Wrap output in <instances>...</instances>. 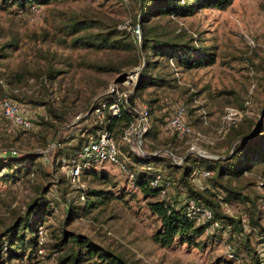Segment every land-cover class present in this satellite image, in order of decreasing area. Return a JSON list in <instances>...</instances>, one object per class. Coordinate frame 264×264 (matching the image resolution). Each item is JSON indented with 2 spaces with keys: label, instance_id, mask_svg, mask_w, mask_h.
Returning a JSON list of instances; mask_svg holds the SVG:
<instances>
[{
  "label": "rangeland",
  "instance_id": "1",
  "mask_svg": "<svg viewBox=\"0 0 264 264\" xmlns=\"http://www.w3.org/2000/svg\"><path fill=\"white\" fill-rule=\"evenodd\" d=\"M13 10V6L0 7V48L10 42L17 45H7L0 52V70L11 76L22 72L24 77L21 82L5 83L19 89L22 96L26 94L48 100L54 109L65 112L70 121L58 130L60 137L67 130H72L75 120L85 117L95 102L116 83L117 77L125 70L118 72L115 68L124 64L131 52L138 53L140 63L127 74L144 66L146 57L138 42L141 33H136V28L132 31L130 26L135 22L138 12L129 0H53L25 12L16 13ZM85 14L111 26L128 28L137 38L134 49L109 51L67 47L73 38L67 33V23L72 17ZM157 20L152 24L165 25L166 19ZM173 20L170 22L171 27L183 26L196 32L202 45L210 48L216 58L209 66L184 70L178 74V85L176 83L174 88L160 90V98L172 109L180 103L186 105L194 129L203 133L206 140H213L212 144L200 142V148L216 156L224 151L222 138H218L215 132L223 108L232 106L242 109V120L238 123L241 124L246 119L257 121L264 105V0H233L222 10L202 9L191 16ZM62 40L66 43H62ZM151 59L152 62L158 61V69L160 66L166 67L163 59L153 56ZM48 67L58 71L54 79L47 77ZM118 85L120 92L133 94L135 90L134 86L131 89V86ZM152 90L158 89L148 87L143 90L144 102ZM194 93L196 95H192ZM249 94L250 104L245 108L243 102ZM19 101L27 105L33 122L44 115L42 105ZM201 107L208 114L207 124L199 116ZM18 131H21V136L13 142L12 138ZM48 134L50 130L41 127L23 132L1 119L0 154L6 152L1 151L6 139L12 141L13 146L18 145V148L20 144L24 150L39 152L38 146L45 142L46 137L50 139L51 134L50 137ZM186 140V137L174 140L165 126L158 141L152 143L149 138L145 140L143 151L146 154V151H151L150 145H154L157 151L151 154H168L176 164H181L183 152L187 153ZM170 150L176 152L177 156ZM31 168L35 172L34 176L20 174V178L15 181L0 179V229L11 222L16 214H21L39 193L53 199L56 209L44 220L47 229L39 227L43 230L42 238L37 232L41 245L37 257L26 249L21 258L4 254L0 264H55L59 253H56L53 244L63 232L86 236L99 246L115 252L129 264H235L227 255L231 247L226 240V232H220L222 239L217 243L206 244L203 234L199 238L205 242L203 245L175 244L161 247L156 244L152 239L157 227L155 217L149 214L141 193L117 164L97 161L96 168L107 173L108 181L92 176H85L79 181L85 185L84 188L108 190L111 197L86 198L84 201L79 198L81 188L70 182L66 169L59 165L53 152L33 162ZM263 170L264 165H259L246 175L252 177L255 183L254 186L249 185L246 191L258 196L261 225H264ZM249 182L248 179L246 184ZM120 189L125 191L122 199L115 197ZM70 205L75 208L72 212ZM229 212L232 216L246 217L240 205L234 204ZM252 245L264 261V241L253 242ZM239 257L242 264L241 253Z\"/></svg>",
  "mask_w": 264,
  "mask_h": 264
},
{
  "label": "trees",
  "instance_id": "2",
  "mask_svg": "<svg viewBox=\"0 0 264 264\" xmlns=\"http://www.w3.org/2000/svg\"><path fill=\"white\" fill-rule=\"evenodd\" d=\"M51 1L53 0H0V7L13 6V11L21 13ZM130 1L138 12L135 22L130 26L132 31L136 26H139L141 38L138 42L146 59L135 90L128 98V103L132 107L145 105L147 108L149 127L142 136V145L145 151V140L149 138L152 143L158 141L165 126L172 133L174 140L175 138L181 140L185 137L171 131L167 125L174 109L179 105H183L185 108L187 124L194 128L190 123L186 105L180 103L173 109L166 103L165 105L160 98V90L176 87L178 85L177 75L184 70L209 66L214 63L216 58L210 48L202 45L196 32L183 26L171 27L170 22L174 21L173 19L191 16L202 9H225L233 0ZM159 18L166 19L165 25L152 24ZM71 19L66 28L67 33L73 38L70 43H67V47H88L109 51L131 50L135 47L137 38L126 27L111 26L87 14ZM157 22L159 23V20ZM61 42L66 43L65 40ZM7 45L17 47L14 42L6 44L5 47ZM5 47L0 48V52L4 51ZM131 53L124 64L121 63L115 68L118 72L122 69L125 70L117 77V83L122 82L126 78L127 72L140 63H138V53ZM152 56L163 59L166 67L161 68L160 66L158 69V61L152 62ZM46 73L48 78L54 79L58 71L53 67H48ZM23 77L22 72L11 76L0 70V80L7 83H19ZM148 87L158 90H152L144 102L142 93ZM15 96L21 101L42 105L45 109L44 115H40L33 122V126L28 129L15 126L11 121L1 116L0 120H4L23 132L31 131L35 127L47 128L50 130L51 137L48 134L50 139L46 137L45 142L38 146L39 152L24 150L19 144V147L23 149L21 150L17 147L18 145L13 146L12 141L6 139L1 148V151L6 152L0 154V179L15 181L20 178V174L34 176L35 172L31 168V164L53 152L59 165L66 171L73 164V160L75 163H79L81 179L85 176H92L108 181L107 173L96 168L98 160L84 159L78 155L89 141L96 139L102 131H109L119 149L118 157L123 164L121 169L141 193L149 214L155 217L157 227L152 234V239L156 244L161 247H170L175 244L203 245L205 242L199 240L203 234L206 236V244L217 243L222 239L220 232H226L228 236L226 240L231 247L227 255L231 261L240 264L239 255L241 253L242 264H264L259 252L252 245L253 242L264 241V225L259 223L258 196L246 191L249 185H255L252 177L246 175L251 173L256 166L264 165V105L257 121L245 118L243 123L238 124V122L231 126L222 138L224 151L217 154V158L183 152L182 163L176 164L173 157L168 154H151L157 151L154 145H150L151 151L142 154L133 151L129 143L123 140L124 131L133 119V113L129 110L121 108L120 114L113 116L104 106L101 108L100 116H97L95 108L100 105L98 100L85 117L75 120L72 130H67L60 137L58 130L70 121L66 118L64 111L54 109L48 100L26 94L22 96L20 93ZM250 97L251 94L245 100V102L249 101L247 105L243 102L245 108L250 104ZM104 98L110 102L113 95L108 94ZM199 109L202 122L207 124L206 110L204 107ZM20 136L21 131H18L12 138L13 142L17 141ZM237 140L240 141L236 142ZM174 145L175 143L172 146ZM11 150L16 153H10ZM170 151L177 156L176 152ZM202 172H208V174L200 177ZM156 175H160V184L152 186L150 181ZM248 179L251 182L246 184ZM261 185L263 186L264 183ZM48 190L49 188L46 189L47 193ZM81 191H84V200L93 197L103 199L111 197V192L108 190L86 187L81 188L80 193ZM124 194V189H120L119 194L115 197L122 199ZM188 200H192L197 207L209 209L212 213L210 221L198 222L191 217L188 213ZM234 204L243 206L246 217L230 215L229 210ZM54 209H56V202L46 197L45 194L39 193L33 197L21 214H16L11 222L4 224L0 229V258L4 254L11 258H21L25 255L26 249H29V252H33L37 257L41 246L37 236L38 229L39 227L47 229L44 220L52 214ZM74 209V206L70 205V212ZM213 222H217L218 226L212 227ZM61 234L53 244L56 253H59L55 264H129L115 252L99 246L86 236L72 232ZM237 260L238 262H236Z\"/></svg>",
  "mask_w": 264,
  "mask_h": 264
},
{
  "label": "built area",
  "instance_id": "3",
  "mask_svg": "<svg viewBox=\"0 0 264 264\" xmlns=\"http://www.w3.org/2000/svg\"><path fill=\"white\" fill-rule=\"evenodd\" d=\"M139 33V26H136V33ZM139 76V69L128 73L126 78L120 83L112 84L105 95H113V99L108 102L103 95L100 99L98 105L95 108V113L97 116H100L102 113L101 108L106 106L108 111L113 116H118L121 112V108L129 110L133 113V119L129 122L128 127L124 131L123 140L128 142L131 149L137 153H141L142 147V136L149 127L148 120V111L145 105H139L137 107H132L128 103V98L131 93L120 92L119 85L123 84L125 86H135L136 81ZM0 116L11 121L15 126L21 127L23 129H28L33 126V119L31 112L28 109L25 103L20 102L16 99L17 94H19V89L12 88L10 85L0 80ZM249 101L245 102L247 105ZM243 115V111L227 106L223 110V114L219 120V124L215 128V132L218 138H223L231 126L238 123ZM168 128L171 131H175L182 136L187 138L186 144L188 146L187 152H193L198 155L208 157V158H217L215 155L207 154L203 149L200 148L199 143L206 142L212 144L213 140H206L203 133L195 130L190 125L187 124L185 119V108L183 105H179L174 109V112L171 118L168 120ZM134 139V140H133ZM10 153L14 154L16 151L11 150ZM119 149L118 146L109 131H102L99 136L89 141V143L80 151V158H93L98 161H109L111 163L117 164L120 168L123 167V164L118 157ZM68 168V175L70 182L73 185H77V188H84V184H80V165L75 163ZM208 172H202L200 177H204ZM161 178L160 175H156L150 181L152 186H157L160 184ZM85 195L84 191L80 193V199L84 200ZM227 209V208H225ZM188 213L191 217L195 218L198 222H208L212 218V213L207 208L197 207L192 200H188ZM212 227H217L218 223L213 222ZM39 236L42 238L43 230L40 228L38 231Z\"/></svg>",
  "mask_w": 264,
  "mask_h": 264
},
{
  "label": "water",
  "instance_id": "4",
  "mask_svg": "<svg viewBox=\"0 0 264 264\" xmlns=\"http://www.w3.org/2000/svg\"><path fill=\"white\" fill-rule=\"evenodd\" d=\"M139 33H140V31H139ZM139 39H140V38H139ZM141 70H142V68L139 69V75H140V73H141ZM134 87H136V85H135ZM134 89H135V88H134ZM238 141H240V140H237L236 142H238ZM236 142H235V143H236ZM141 153H142V154L145 153V152L143 151V149H142ZM217 157H218V156H217Z\"/></svg>",
  "mask_w": 264,
  "mask_h": 264
}]
</instances>
